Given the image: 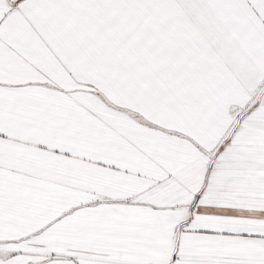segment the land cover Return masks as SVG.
<instances>
[{"label": "snow or ice", "instance_id": "snow-or-ice-1", "mask_svg": "<svg viewBox=\"0 0 264 264\" xmlns=\"http://www.w3.org/2000/svg\"><path fill=\"white\" fill-rule=\"evenodd\" d=\"M0 264H264V0H0Z\"/></svg>", "mask_w": 264, "mask_h": 264}]
</instances>
